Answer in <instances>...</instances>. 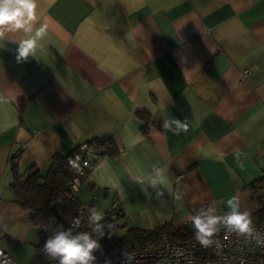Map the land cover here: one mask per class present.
<instances>
[{"label":"crops","instance_id":"0c3cea01","mask_svg":"<svg viewBox=\"0 0 264 264\" xmlns=\"http://www.w3.org/2000/svg\"><path fill=\"white\" fill-rule=\"evenodd\" d=\"M38 16L47 36L35 57L18 62L17 44L0 45V246L15 264L41 234L10 189L12 157L19 174H44L54 153L112 141L76 197L104 213L117 203L125 230L179 227L233 195L257 211L264 0H39ZM171 117L189 131L166 133ZM153 165L167 176L159 198L133 181Z\"/></svg>","mask_w":264,"mask_h":264},{"label":"clouds","instance_id":"9594fccd","mask_svg":"<svg viewBox=\"0 0 264 264\" xmlns=\"http://www.w3.org/2000/svg\"><path fill=\"white\" fill-rule=\"evenodd\" d=\"M38 7L39 0H0V45L4 46L5 42L17 44L18 62L26 61L29 56L35 57L36 51L42 47L41 41L47 36V26L39 22ZM5 102L6 98L0 95V103ZM162 127L166 133L170 132L174 136L189 131L187 118L182 120L171 117L163 122ZM79 161V156L68 160L69 167L77 173L82 172ZM166 180L165 169L157 165H153L147 175L133 177V181L140 185L146 183L155 189L157 198L164 195L159 186H164ZM78 187L77 179L74 181L73 190ZM224 208L226 210L222 211L212 202L187 218L198 244L204 248L213 245L221 247L217 236L223 230L238 238L252 239L256 244L264 246V235L254 226L251 212L241 209L239 195L227 198ZM84 219V216L74 219L67 228L57 225L45 240L42 253L58 264H115L113 257L105 256L100 260L96 255L101 250L99 240L104 236L105 225L101 223L105 219L104 212L96 208L88 209L86 220L91 232L77 231ZM107 226L113 227L111 224ZM117 259L119 264H134L136 256L133 252L122 249Z\"/></svg>","mask_w":264,"mask_h":264},{"label":"trees","instance_id":"16d2710c","mask_svg":"<svg viewBox=\"0 0 264 264\" xmlns=\"http://www.w3.org/2000/svg\"><path fill=\"white\" fill-rule=\"evenodd\" d=\"M139 115L144 121L148 120L147 115L143 113ZM85 144L94 148L98 154V158L115 153L114 144L109 140L101 142L92 140ZM82 151L83 147L78 146L66 154L54 153L44 174L40 173L38 169L31 168L25 175H21L18 172V167L13 157L10 160L9 169L12 174L10 189L12 194L23 209L31 212V222L38 228L41 234L40 242L34 246L32 255L33 264H50L51 260L41 251L45 240L52 234L57 225H63L67 228L72 217L78 211L84 209V204H81L77 197H71V191L67 185L68 181L75 177L78 178L81 184L87 176V170L84 171V174L80 175L68 165L69 158L74 159L79 156L81 161ZM258 182H264V178H261ZM257 201L259 208L252 215V218L253 222H262L264 221V195L259 196ZM90 208H92V205L89 204L86 208V216ZM198 209L194 210L192 215ZM106 213L104 221L101 222L105 225L104 236L99 240L101 250L96 253L100 260H103L105 256L114 257L120 250L127 249L138 241L143 233H147L148 231L155 232L160 229H176V227H172L170 224H164L153 229L128 227L120 236H109L106 234L108 230L107 225L114 223L121 216L122 210L119 208H109ZM86 216L77 231L91 232V229L87 225Z\"/></svg>","mask_w":264,"mask_h":264},{"label":"built area","instance_id":"2783aa9c","mask_svg":"<svg viewBox=\"0 0 264 264\" xmlns=\"http://www.w3.org/2000/svg\"><path fill=\"white\" fill-rule=\"evenodd\" d=\"M248 70H243L241 77L246 76ZM82 157L80 166L82 172L90 169L92 164L98 159V154L90 145L83 144ZM16 159V157H15ZM85 162L87 166L85 167ZM75 177L68 181L67 185L71 191V197H76L80 189L73 190ZM117 203H112L110 208L117 209ZM85 204L84 209L78 211L70 220V223L81 216H86ZM107 212V211H106ZM104 213L105 216L107 213ZM116 222V221H115ZM115 222L112 226H115ZM256 229L264 235V221L253 222ZM3 236L0 229V239ZM217 239L221 242V247L215 245L204 248L198 244L194 238L193 229L190 221H186L184 225L176 227V229H160L158 231H148L143 233L138 241L128 247L127 251L135 254L136 260L134 264H264V246L258 245L254 240L238 238L230 235L225 231H221ZM119 253L115 255V264H119ZM0 264H15V261L0 246ZM50 264H58L51 261Z\"/></svg>","mask_w":264,"mask_h":264},{"label":"rangeland","instance_id":"374dc122","mask_svg":"<svg viewBox=\"0 0 264 264\" xmlns=\"http://www.w3.org/2000/svg\"><path fill=\"white\" fill-rule=\"evenodd\" d=\"M124 230H125L124 228L121 229L117 226H113L112 228H108L106 234L109 236L120 235L124 232ZM16 264H33L32 252H27V253L23 252L19 257V260L16 262Z\"/></svg>","mask_w":264,"mask_h":264}]
</instances>
